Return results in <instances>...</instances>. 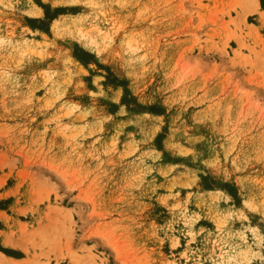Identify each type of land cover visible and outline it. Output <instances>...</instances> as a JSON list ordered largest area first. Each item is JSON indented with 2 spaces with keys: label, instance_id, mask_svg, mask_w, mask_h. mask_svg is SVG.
Wrapping results in <instances>:
<instances>
[{
  "label": "rangeland",
  "instance_id": "1",
  "mask_svg": "<svg viewBox=\"0 0 264 264\" xmlns=\"http://www.w3.org/2000/svg\"><path fill=\"white\" fill-rule=\"evenodd\" d=\"M255 3L0 0L4 253L24 264L263 262ZM108 70L134 109L123 86L103 91Z\"/></svg>",
  "mask_w": 264,
  "mask_h": 264
},
{
  "label": "crops",
  "instance_id": "2",
  "mask_svg": "<svg viewBox=\"0 0 264 264\" xmlns=\"http://www.w3.org/2000/svg\"><path fill=\"white\" fill-rule=\"evenodd\" d=\"M255 5H256L257 11L259 13H264V6L261 7L260 0H256ZM77 63L80 64L79 62H77ZM115 90H116V88H113V89H110V90L103 89V91L106 92L107 94H110L111 92H113ZM2 241H3V237H1V235H0V245H2V246L8 245V244H6L4 242L3 243L5 245H3ZM9 248L12 249V250H17L15 248L14 249L11 248V247H9ZM25 260H26L25 255L22 256V257H17V256H13L11 254H6V253L0 251V264H24L25 263Z\"/></svg>",
  "mask_w": 264,
  "mask_h": 264
},
{
  "label": "bare ground",
  "instance_id": "3",
  "mask_svg": "<svg viewBox=\"0 0 264 264\" xmlns=\"http://www.w3.org/2000/svg\"><path fill=\"white\" fill-rule=\"evenodd\" d=\"M33 3V2H32ZM35 5V4H34ZM32 12V11H31ZM32 13H34L35 15H40L41 13H42V9L39 7V6H37V5H35V10L32 12ZM41 16V15H40ZM260 23L261 24H263L264 23V16H262V17H260ZM75 37H77V39L79 40V41H81L85 46H92V45H94L95 44V40L92 38V37H90V36H88L85 32H82V31H78L76 34H75ZM89 46V47H90ZM91 48V47H90ZM80 65V64H79ZM3 242L4 243H6V244H8V245H11V242H10V240L7 238V237H3ZM13 244V243H12ZM14 245V244H13ZM14 246H16V245H14ZM220 255V254H219ZM227 259L228 260H230L231 261V259H233V256L231 255V256H228L227 257ZM26 261V260H25ZM249 263V261H246L244 264H248ZM218 264V263H217ZM237 264H239L238 262H237Z\"/></svg>",
  "mask_w": 264,
  "mask_h": 264
},
{
  "label": "trees",
  "instance_id": "4",
  "mask_svg": "<svg viewBox=\"0 0 264 264\" xmlns=\"http://www.w3.org/2000/svg\"><path fill=\"white\" fill-rule=\"evenodd\" d=\"M76 58L84 65H87L88 64V60L86 59H83L82 56H79L77 54H75ZM104 81H102V85L106 88V84H107V80L109 78L113 79L114 82H113V88H116L118 86H123V84L121 83L120 79H118V77H116L110 70L107 71L106 74H104ZM123 89H124V95H122V98H121V103L122 104H126V106L129 108V109H134V107H129V105L127 104V101H126V98H125V95L128 94V90L126 89V87L123 86ZM0 250H2L3 252H6L7 253V250H5L4 248L0 247ZM254 264H264V261L263 262H256Z\"/></svg>",
  "mask_w": 264,
  "mask_h": 264
}]
</instances>
